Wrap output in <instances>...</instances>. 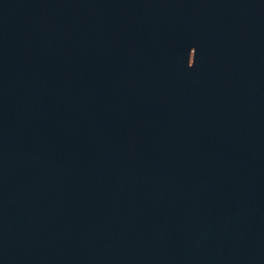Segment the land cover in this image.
<instances>
[{"label": "water", "instance_id": "obj_1", "mask_svg": "<svg viewBox=\"0 0 264 264\" xmlns=\"http://www.w3.org/2000/svg\"><path fill=\"white\" fill-rule=\"evenodd\" d=\"M0 264H264V0H0Z\"/></svg>", "mask_w": 264, "mask_h": 264}]
</instances>
